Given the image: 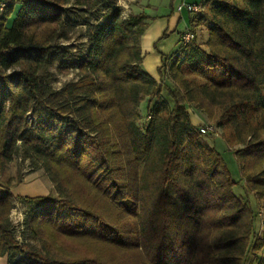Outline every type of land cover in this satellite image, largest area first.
<instances>
[{
  "label": "trees",
  "instance_id": "16d2710c",
  "mask_svg": "<svg viewBox=\"0 0 264 264\" xmlns=\"http://www.w3.org/2000/svg\"><path fill=\"white\" fill-rule=\"evenodd\" d=\"M6 1L0 261L245 264L252 253L264 264V220L255 232L264 211V0H205L189 20L192 42L163 58L159 83L141 69L146 15L123 19L107 0ZM104 2L103 20L92 22ZM77 25L85 41L63 45ZM198 29L207 31L203 44ZM73 71L74 80L51 87ZM191 114L220 130L256 211L233 193L236 182ZM17 160L42 170L55 194L13 197L20 172L2 176ZM15 201L32 206L22 240L10 220Z\"/></svg>",
  "mask_w": 264,
  "mask_h": 264
},
{
  "label": "rangeland",
  "instance_id": "374dc122",
  "mask_svg": "<svg viewBox=\"0 0 264 264\" xmlns=\"http://www.w3.org/2000/svg\"><path fill=\"white\" fill-rule=\"evenodd\" d=\"M113 4V7H117L120 10V15L123 19L127 18L129 15L144 14L150 18L147 23L148 29L146 30V35L142 38L143 48L146 49L147 40H153V35H155L153 29L162 20L169 21L172 26L169 25L168 29H164L158 36H155V40L148 44V49L142 54L141 69L152 78H154L158 83L161 81V75L159 68L162 65L163 58H168L179 51L181 48L180 39L178 40L179 33H183L189 27L188 13L184 12L182 17L176 12V6L179 0H107ZM201 2V0H198ZM198 2L197 4H199ZM108 3L104 2L92 15L91 21L96 22L103 20L104 15L107 13ZM207 21L204 20L202 26L205 27ZM81 26L77 25L71 34V39L69 42H64L63 45L68 47H78L85 39H79L78 36L81 34ZM197 30L199 36V42L203 44L207 39L206 30ZM150 38V39H149ZM75 71L71 72L66 76H57L56 80L51 82L50 85L55 90H60L62 86L72 80H74ZM162 95L168 99L166 92ZM154 100L151 101L153 103ZM145 108L146 100L140 105L141 112V125L145 121ZM34 106L31 108V112L28 115V119H32ZM203 124L214 122L208 121L205 116L198 115ZM200 120L195 117V114H191V121L195 125H199ZM201 124V125H203ZM200 125V126H201ZM210 138L206 139V142L212 145L215 150L222 157L230 176L236 185L233 188V193L241 198L243 201L247 202L255 211L257 210L256 200L252 194L245 191L244 181L241 178L239 166L235 158L234 153L228 148L224 140L220 137L221 132L219 129L216 131V135H209ZM18 172H20L21 182L15 184L11 188V193L15 198H35V197H45L49 195H54V190L48 177L44 174L42 170L31 172L28 166V162L21 163L20 161H13L6 167L3 174V178L15 177ZM14 207L10 212V220L15 229V237L18 240H22L20 233L23 229L22 225L25 218L32 210L31 205L20 203L15 201L13 203ZM259 212V211H258ZM264 220V211H260L259 215H256L255 232L257 235L261 234L262 223ZM259 256V254H258ZM252 253L248 254L247 261L245 264H257L258 257ZM0 264H6V258L0 261Z\"/></svg>",
  "mask_w": 264,
  "mask_h": 264
},
{
  "label": "built area",
  "instance_id": "2783aa9c",
  "mask_svg": "<svg viewBox=\"0 0 264 264\" xmlns=\"http://www.w3.org/2000/svg\"><path fill=\"white\" fill-rule=\"evenodd\" d=\"M203 10V6L202 4H188L185 2H180L177 6H176V11L177 12H187L189 14H198L201 13ZM194 36L192 31L188 28L186 29L180 37V45L181 48L186 47L187 45H189L192 40H193ZM216 131L217 128L215 125L211 124V123H206L203 124L199 127V132L202 135H216Z\"/></svg>",
  "mask_w": 264,
  "mask_h": 264
},
{
  "label": "crops",
  "instance_id": "0c3cea01",
  "mask_svg": "<svg viewBox=\"0 0 264 264\" xmlns=\"http://www.w3.org/2000/svg\"><path fill=\"white\" fill-rule=\"evenodd\" d=\"M204 1H205V0H201V2L198 1V0H179L177 3L179 4L180 2H185V3H188V4H197L198 2H200L199 4H203ZM6 5H7V1H6V0H0V16H1V14H2V12H3V9H4V7H5ZM17 9H18L17 7L14 8L13 13L11 14L10 18L8 19V21L6 22V26H7V27L11 24V21H12V19L14 18ZM176 12H177V11H176ZM184 12H185V11H183V12H177V13L182 17V14H183ZM199 16H200V13L195 14V15H193V14H189V13H188V21H189L191 18H196V17H199ZM169 25L172 26V23H169V21L167 22V21H165V20H162L161 22H159L158 25L155 26V28L153 29L155 35H153V40H150V41L147 40L146 49H148V44L155 40V36H158V35H159L164 29H168V28H169ZM185 26H186V27H189V25H185ZM147 29H148V27L146 28V30H147ZM146 30H145L144 34L141 36V39H140V47H141V52H142V54H143V53L145 52V50H146V49L143 48L144 45H143V42H142V38L144 37V35H146ZM164 31H165V30H164ZM181 34H182V33H179L178 40L180 39ZM149 39H150V38H149ZM148 42H149V43H148ZM195 117H196L197 119L200 120L198 114H195ZM200 124H203V122H202L201 120H200L199 125H200Z\"/></svg>",
  "mask_w": 264,
  "mask_h": 264
}]
</instances>
